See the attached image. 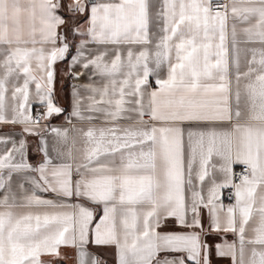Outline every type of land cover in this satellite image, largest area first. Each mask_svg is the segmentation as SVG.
Masks as SVG:
<instances>
[{
  "label": "snow or ice",
  "instance_id": "obj_1",
  "mask_svg": "<svg viewBox=\"0 0 264 264\" xmlns=\"http://www.w3.org/2000/svg\"><path fill=\"white\" fill-rule=\"evenodd\" d=\"M0 124V264H264V0H0Z\"/></svg>",
  "mask_w": 264,
  "mask_h": 264
},
{
  "label": "crops",
  "instance_id": "obj_2",
  "mask_svg": "<svg viewBox=\"0 0 264 264\" xmlns=\"http://www.w3.org/2000/svg\"><path fill=\"white\" fill-rule=\"evenodd\" d=\"M153 14H154V9H153ZM231 23V20H230ZM230 40V37H229ZM246 65L242 62V70H244ZM67 69V62H59L57 65V82H56V90H57V97L60 101V105L65 108V113L61 116L58 117H53L51 120V123L55 126H60V127H70L67 123H65V117L68 119H72V117L69 115L72 110V104H73V97H72V91H73V85L74 84H81V83H87V78L86 77H81L79 81L73 80L71 75L68 74L66 71ZM98 79V78H97ZM22 82V81H21ZM82 96H86L87 93L81 92ZM85 104L87 101L85 100ZM8 104L9 108L11 106V96L9 92V98H8ZM11 115V111L9 110V116ZM69 116V117H68ZM147 119V117H145ZM74 123H77V127H82V128H87L90 125L87 122L84 123H79L76 121H73ZM94 124L96 126H102V122L100 120L94 121ZM21 128L19 125H11V124H0V135H5V134H10V135H16L20 133ZM17 138L19 136L17 135ZM52 137L49 135V140L51 142ZM30 149L35 146V144L38 142V138L36 136H29L28 137ZM77 147H81V145L78 143ZM37 157H33L35 159ZM241 166L236 165L234 168H240ZM226 191V190H225ZM225 204L231 203L228 202L226 199H224ZM204 224L205 227L207 228L208 225V218L207 214L205 213L204 215ZM181 231L182 229H178L175 227L174 223L172 224L171 227L169 228H164L161 229V231ZM224 240H227L228 242H232L236 240V236L228 233V234H213L209 238L210 243H223ZM89 251L94 252V253H100L104 256V258L107 260V264H117L116 260V252L114 247H104V248H96L93 246H89ZM61 253L62 256L64 257L63 259H58L54 261V264H77V253L76 249L70 248V247H62L61 248ZM45 259H51L49 257H45ZM213 264H231V261L229 259H219L216 258L215 255L213 254Z\"/></svg>",
  "mask_w": 264,
  "mask_h": 264
},
{
  "label": "built area",
  "instance_id": "obj_3",
  "mask_svg": "<svg viewBox=\"0 0 264 264\" xmlns=\"http://www.w3.org/2000/svg\"><path fill=\"white\" fill-rule=\"evenodd\" d=\"M68 117H69V116H68ZM240 170H241V167L235 169V171H237V172L240 171ZM225 193H227V190L225 191ZM225 199H226V198H225ZM226 200H227L228 202H233V201H230V200H228V199H226Z\"/></svg>",
  "mask_w": 264,
  "mask_h": 264
}]
</instances>
